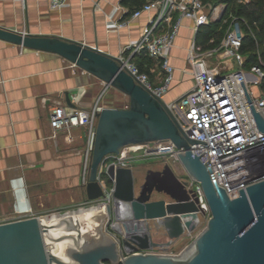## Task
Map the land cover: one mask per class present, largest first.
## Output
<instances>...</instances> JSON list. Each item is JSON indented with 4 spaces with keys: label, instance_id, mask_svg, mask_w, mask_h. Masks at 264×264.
<instances>
[{
    "label": "water",
    "instance_id": "obj_1",
    "mask_svg": "<svg viewBox=\"0 0 264 264\" xmlns=\"http://www.w3.org/2000/svg\"><path fill=\"white\" fill-rule=\"evenodd\" d=\"M0 39L58 53L129 96L128 106H103L96 113L87 200L106 197L99 167L108 154L119 153L128 144L170 139L180 149L177 158L188 177L200 182L210 210L205 228L179 253L152 251L171 246L200 224L204 210L199 198L188 187L189 179L179 178L167 162L161 169L148 168L138 191L132 167L111 162L105 169L112 182L111 201H104L105 231L81 242L76 236L63 259L49 249L48 225L38 215L2 221L0 264H264V179L239 188V195L231 198L215 183L208 166L212 180L199 156L203 151L192 153L190 144L195 140L183 130L167 101L122 68L118 55L82 40L2 25ZM240 81L264 132V112L255 108ZM154 193L163 197L153 199ZM159 235L165 239H158Z\"/></svg>",
    "mask_w": 264,
    "mask_h": 264
},
{
    "label": "crops",
    "instance_id": "obj_2",
    "mask_svg": "<svg viewBox=\"0 0 264 264\" xmlns=\"http://www.w3.org/2000/svg\"><path fill=\"white\" fill-rule=\"evenodd\" d=\"M138 6L134 0H68L59 7L51 6L50 0H0V25L82 40L119 55L139 37L153 12L131 17L119 28L112 22L130 17ZM197 32L193 21L183 18L173 45L166 50L175 67L163 96L167 102L192 86L191 42L210 45V38L204 40ZM147 57L135 61L159 84L163 69L157 59ZM210 62L214 64L215 57ZM236 65L239 62L232 59L219 63L222 71ZM104 86L100 78L58 53L0 39V222L44 215L86 198L82 172L93 135L86 125L73 126L70 132L54 129L50 114L57 105L91 107ZM121 92L104 91L100 107H120Z\"/></svg>",
    "mask_w": 264,
    "mask_h": 264
},
{
    "label": "built area",
    "instance_id": "obj_3",
    "mask_svg": "<svg viewBox=\"0 0 264 264\" xmlns=\"http://www.w3.org/2000/svg\"><path fill=\"white\" fill-rule=\"evenodd\" d=\"M67 1L50 0V4L59 7ZM224 10L225 7L220 4L208 7L203 0H146L132 11L130 17L112 22L119 28L125 26L131 17L140 16L143 12H153L143 25L139 37L122 48L118 55L121 67L152 93L163 97L174 78L175 70L166 50L173 45L183 18H190L193 29L198 30L201 25L221 18ZM227 19L229 22L219 42L215 41L214 36L210 37V45L207 47L191 42L188 47V63L193 78L192 86L167 103L183 130L195 140L190 144L192 153L198 155L203 151L199 156L207 168L210 167L215 183L233 198L239 195V188H246L247 185L264 179V174L261 175L264 172V132L256 124L240 81L243 80L255 108L264 112V56L258 53L257 60L249 71L244 69L243 25H247V21L231 13L225 20ZM141 54L159 61L164 72L161 83L154 84L149 74L140 69L134 57ZM214 57L215 62L212 64L210 60ZM232 58L239 62L240 67L233 69L232 66H227V71H222L219 63ZM254 85L259 86V92L256 93ZM107 87L105 85L104 89ZM103 92L89 108L66 109L61 105L55 106L50 114L51 126L70 132L73 126L86 125L94 135L96 113L101 108L99 100ZM154 142L153 148L148 149V152L167 153L177 157L180 149L170 139ZM91 146L92 141L84 159L82 176L85 182ZM127 146L121 147L119 153L108 154L99 167V179L107 193L104 201L111 198V185L104 181L102 173L111 162L125 165ZM188 179V187L198 196L199 205L204 210L203 213L200 212V217L208 218L210 210L200 182ZM152 251L157 252L155 249Z\"/></svg>",
    "mask_w": 264,
    "mask_h": 264
},
{
    "label": "rangeland",
    "instance_id": "obj_4",
    "mask_svg": "<svg viewBox=\"0 0 264 264\" xmlns=\"http://www.w3.org/2000/svg\"><path fill=\"white\" fill-rule=\"evenodd\" d=\"M213 1H214V3H212L213 5L220 4V5H223L224 7H227V5H228L227 2H225L224 0H213ZM232 3H233V0H231L230 4L228 5L229 9H230ZM221 24H222V22H221ZM226 27L224 29H220V30H222L223 34L226 30ZM218 28H220V27H218ZM257 51H258V53H260V49H258ZM232 61L234 63L237 62V60L235 58H232ZM245 61H246V59L244 60L243 68L249 71L250 65L252 64L253 61L246 62V63H245ZM239 67L240 66L236 65L235 67H233V69H237ZM254 87H255L256 93L259 92V86L254 85ZM113 89H114V87L108 86L106 89L103 88L100 93H102L103 91L109 92V91H112ZM120 94H121L122 99L119 101L118 104L120 105V107L128 106L129 96L123 92H121ZM104 95H103V97H104ZM100 102H101V100H100ZM154 144H155L154 141H149V142H144V143L128 144V146L125 148V149H127V155H126V158L124 160L125 165L132 167V169L134 171L136 191L139 190L138 189L139 186L144 181L145 173H146L148 168H154V167L155 168L156 167L162 168L166 162L171 166V168L174 170L176 175H178L181 179L182 178H184V179L189 178L184 167L182 166V164L180 163V161L178 160L177 157H174V156L167 154V153L148 152L147 150L153 148ZM89 162H90V160H89ZM88 168H89V163H88ZM102 178L104 179V181L108 185L112 184V182L109 180V177L105 171H103V173H102ZM158 196L163 197L159 193H154L152 197H158ZM104 200L105 199H103V198L94 199V200H87V198H85V199L80 200L76 204H73L72 206H68V207H64V208H60L57 210L50 211V212L44 214L43 216H48L52 213L62 214V213L67 212V211H69V212L70 211H76L80 208L88 207L91 205H99L101 203H104ZM110 201H111V198H110ZM107 218L108 217H107L106 213L101 212V211L97 212L94 216V219H93V221H96V223L92 224L93 223V221H92L91 224L93 225V227L91 228L90 231H87L84 235L87 237H98L100 235L101 231H105V225L107 222ZM206 222H207V217H202L200 224L194 230H192L190 233L183 235L174 244H172L169 247L155 248V250L157 252L163 251V253H179L202 229L205 228ZM82 223H84V225L86 224V222H84V221H82ZM159 237H161L159 239H165L164 236L159 235Z\"/></svg>",
    "mask_w": 264,
    "mask_h": 264
},
{
    "label": "trees",
    "instance_id": "obj_5",
    "mask_svg": "<svg viewBox=\"0 0 264 264\" xmlns=\"http://www.w3.org/2000/svg\"><path fill=\"white\" fill-rule=\"evenodd\" d=\"M203 1L208 7H211L213 5L212 3H214L213 0ZM224 1L229 5L231 0ZM142 3L143 0H134V4H136V6L141 5ZM228 5L225 7L221 18L201 25L198 28L197 33L198 35L203 36L204 40H208L211 36H214L215 41L219 42L223 36L222 30L220 29H224L227 26L229 19H224H226L230 13L238 17L245 18L247 25H243L245 35L243 38L242 50L247 53L245 63L251 61L254 63L257 60L258 49H260V54L264 56V0H233L230 9ZM141 58L146 60L148 57L142 54L134 57V59L137 60ZM136 62L140 69H142V64L138 63V61Z\"/></svg>",
    "mask_w": 264,
    "mask_h": 264
},
{
    "label": "bare ground",
    "instance_id": "obj_6",
    "mask_svg": "<svg viewBox=\"0 0 264 264\" xmlns=\"http://www.w3.org/2000/svg\"><path fill=\"white\" fill-rule=\"evenodd\" d=\"M99 211L106 213L105 203L80 208L76 211H67L62 214L52 213L48 216H42L41 220L48 225L45 241L48 243L49 249L57 256L67 259V248L74 243L76 236H80L79 240L81 242L85 237L84 234L91 230L92 224L96 223L93 219ZM68 218L69 223L66 221ZM82 221L86 224L84 225Z\"/></svg>",
    "mask_w": 264,
    "mask_h": 264
},
{
    "label": "flooded vegetation",
    "instance_id": "obj_7",
    "mask_svg": "<svg viewBox=\"0 0 264 264\" xmlns=\"http://www.w3.org/2000/svg\"><path fill=\"white\" fill-rule=\"evenodd\" d=\"M159 169V168H158ZM161 169V168H160ZM138 189H140V186H139V188ZM138 191V190H137ZM159 194H161V193H159ZM162 196H163V194H161ZM155 249V248H154Z\"/></svg>",
    "mask_w": 264,
    "mask_h": 264
}]
</instances>
